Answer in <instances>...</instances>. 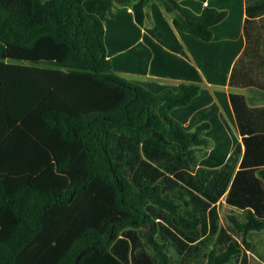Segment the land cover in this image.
<instances>
[{
    "label": "trees",
    "instance_id": "16d2710c",
    "mask_svg": "<svg viewBox=\"0 0 264 264\" xmlns=\"http://www.w3.org/2000/svg\"><path fill=\"white\" fill-rule=\"evenodd\" d=\"M256 95L264 0H0V264H261Z\"/></svg>",
    "mask_w": 264,
    "mask_h": 264
},
{
    "label": "crops",
    "instance_id": "0c3cea01",
    "mask_svg": "<svg viewBox=\"0 0 264 264\" xmlns=\"http://www.w3.org/2000/svg\"><path fill=\"white\" fill-rule=\"evenodd\" d=\"M149 12V9H146ZM165 15L168 19H170L173 16V13L171 12H165ZM152 17L150 15L145 17L144 20V25L145 26H150L152 24ZM132 73V72H131ZM135 74H139V73H135ZM150 76V78H156V79H161L164 78V80H166L167 82H170L168 84H178L179 82H188L189 80H184L181 78H175V77H169V76H158V75H154L151 73H146V74H141V75H147ZM160 82V81H159ZM165 83V82H163ZM200 86L202 87H206L207 89H209L210 91H224V92H242L245 93L246 95H251V94H247L246 90H249L251 92V89L246 88V87H239V86H231L228 84H217V83H209L207 82L204 77L202 76V80L199 81L198 83ZM254 235V234H253ZM261 237L262 234L259 238L255 239L253 237V240L255 241L256 246L258 245V243H261ZM261 246H257L258 250L260 251L261 254H264V248ZM259 262L261 264H264V259L259 260Z\"/></svg>",
    "mask_w": 264,
    "mask_h": 264
},
{
    "label": "rangeland",
    "instance_id": "374dc122",
    "mask_svg": "<svg viewBox=\"0 0 264 264\" xmlns=\"http://www.w3.org/2000/svg\"><path fill=\"white\" fill-rule=\"evenodd\" d=\"M116 74L118 76L122 77L123 79L127 80V81H133V80H156V81H160V82L170 83V82H167L166 80H164V78H161V79L150 78V76H148V74L147 75H141V74H135V73H131V72H121V71L116 72ZM246 93L252 95V92H250L249 90H246ZM259 96L260 95H256V97H258V98H255L254 101L256 103L264 102V100L259 98ZM223 211L224 210L221 208L220 209V213L223 214ZM253 234H254L253 237L255 239H257V238H259L261 236L262 233L260 231H257V232H254ZM261 245H263L262 247L264 248L263 242L258 243L257 246H261Z\"/></svg>",
    "mask_w": 264,
    "mask_h": 264
}]
</instances>
